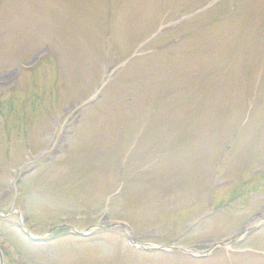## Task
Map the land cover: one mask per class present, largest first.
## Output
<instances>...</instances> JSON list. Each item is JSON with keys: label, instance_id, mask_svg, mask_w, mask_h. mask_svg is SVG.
I'll return each mask as SVG.
<instances>
[{"label": "rangeland", "instance_id": "rangeland-1", "mask_svg": "<svg viewBox=\"0 0 264 264\" xmlns=\"http://www.w3.org/2000/svg\"><path fill=\"white\" fill-rule=\"evenodd\" d=\"M213 1L0 0L6 264H264L228 258L237 239L191 260L123 237L203 250L264 220V0ZM62 225L92 235L24 240ZM247 234L264 254V228Z\"/></svg>", "mask_w": 264, "mask_h": 264}]
</instances>
